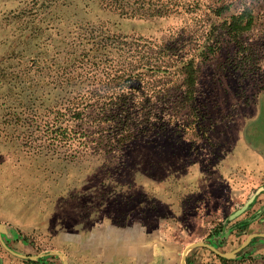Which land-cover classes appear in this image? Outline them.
I'll return each mask as SVG.
<instances>
[{
	"label": "rangeland",
	"instance_id": "374dc122",
	"mask_svg": "<svg viewBox=\"0 0 264 264\" xmlns=\"http://www.w3.org/2000/svg\"><path fill=\"white\" fill-rule=\"evenodd\" d=\"M153 2L161 9L176 3L182 10L141 19L105 10L99 0H0V223L10 227L5 242L15 252L39 257L40 264H82L72 236H58L56 226L86 224V233L103 223L139 222L157 233L173 257L158 262L180 264L192 243L215 241L222 253H232L249 235L246 223H237L259 209L262 192L257 193L264 190V0ZM225 6L229 10L215 15V8ZM244 9L254 17L241 37L251 61L240 66L236 45L223 42L216 59L201 64L193 108L173 114L165 131L157 123L147 140L110 153L94 151L92 140L85 150L51 138L59 96L44 85L58 75L67 53L63 37L73 24H104L111 33L159 42L173 33L194 34L205 42L210 27L223 28ZM49 25L58 29L47 31ZM38 62L39 75L33 69ZM29 69L38 87L10 91L15 75L24 78ZM251 200L249 211L237 214ZM257 216L253 230H264ZM187 257L195 264H264V240L225 261L204 248ZM0 258L1 264H31L1 242Z\"/></svg>",
	"mask_w": 264,
	"mask_h": 264
},
{
	"label": "trees",
	"instance_id": "16d2710c",
	"mask_svg": "<svg viewBox=\"0 0 264 264\" xmlns=\"http://www.w3.org/2000/svg\"><path fill=\"white\" fill-rule=\"evenodd\" d=\"M153 1L99 0L103 9L127 18L170 16L182 10L176 3L172 8L161 9ZM228 8H215V15L221 16ZM253 22L250 9H244L225 21L223 28L213 25L208 32L202 31L207 36L205 42L194 34L187 38L173 33L168 42H159L111 33L104 24H73L63 37L67 53L57 65L58 75L44 85L52 86L51 90L59 96L51 111L59 121L54 129H48L51 138L85 150L92 140L97 145L94 151L110 153L134 141L147 140L157 123L165 131L174 120L173 114L193 108L201 64L214 61L223 42L236 45L240 66L251 61L241 37L252 29ZM55 28L58 29L46 26L47 31ZM219 29L225 38L221 41ZM41 62L33 66L38 75ZM31 72L32 69L24 72V78L15 75L10 91L33 92L38 83L30 77ZM25 74L29 76L27 80Z\"/></svg>",
	"mask_w": 264,
	"mask_h": 264
},
{
	"label": "crops",
	"instance_id": "0c3cea01",
	"mask_svg": "<svg viewBox=\"0 0 264 264\" xmlns=\"http://www.w3.org/2000/svg\"><path fill=\"white\" fill-rule=\"evenodd\" d=\"M86 224L64 230L56 226L58 236L69 234L70 243L76 245L78 262L86 264H152L170 257L163 248V240L156 232H148L141 223H103L82 230ZM85 231V230H84ZM62 237V236H61Z\"/></svg>",
	"mask_w": 264,
	"mask_h": 264
},
{
	"label": "water",
	"instance_id": "95a60500",
	"mask_svg": "<svg viewBox=\"0 0 264 264\" xmlns=\"http://www.w3.org/2000/svg\"><path fill=\"white\" fill-rule=\"evenodd\" d=\"M263 191V189L259 190L257 194L261 193ZM253 200H251L249 203L246 204V206L241 209L237 214L240 215V213H244L247 208L249 207V205L251 204ZM12 235V231L10 229V227L7 224L4 223H0V242L2 243L3 247L12 255H14L15 257L21 258V259H25V260H32V261H38L39 257H30L18 252H15L14 250H12L5 242V238L9 239ZM255 237H264V234H252L250 235L247 240L242 244V246L240 248H238L237 250H235L232 253H222L220 252L216 247H215V241L213 242V245L205 243L203 241L201 242H196V243H192L191 245H189L186 250L183 253V257H182V264H186V256L187 254L194 249L197 248H206L209 249L211 251H213L216 255L224 258V259H234L236 257L237 252H239L240 250L246 248L248 246V244L252 241V239H254ZM54 253V255H57L59 257H64V254L61 252H52ZM2 263V259L0 258V264ZM63 264H69L68 260L65 259Z\"/></svg>",
	"mask_w": 264,
	"mask_h": 264
},
{
	"label": "flooded vegetation",
	"instance_id": "af4514ba",
	"mask_svg": "<svg viewBox=\"0 0 264 264\" xmlns=\"http://www.w3.org/2000/svg\"><path fill=\"white\" fill-rule=\"evenodd\" d=\"M262 107V106H261ZM261 113H262V108H261ZM256 131H257V129H256ZM257 132H259L260 134H262V127L261 128H259V131H257ZM261 157L264 159V155H261ZM262 184H264V180H263V182H262ZM261 196H260V201L258 202V204H260V207H259V209H256V211L254 210L253 212H252V214H246V217H245V220L244 219H241V220H244V221H238V225L239 224H242L241 222H243V223H246V224H244L243 226L245 227V229H247L248 230V233H249V235L247 236V238L250 236V235H252V234H264V230H253V223H252V218L255 216V215H258L257 217H259L255 222L256 223H258V224H260L261 226H264V190L262 191V193L260 194ZM253 204V203H252ZM255 204V203H254ZM250 207H253L252 205L250 206ZM251 209V208H250ZM259 210V211H258ZM247 211H249V209L247 210ZM246 213V212H245ZM247 218H251V219H247ZM251 220V221H250ZM252 223V224H251ZM218 226H220V223H218ZM214 230H218L217 229V227L214 229ZM147 231L148 232H150V233H152L151 231H149L148 229H147ZM214 234V233H213ZM215 235H216V232H215ZM247 238H246V240H247ZM245 240V241H246ZM261 240H264V237H255L254 239H252V241L248 244V246L246 247V248H244V249H242V250H240L239 252H237V255H239V254H242V252L245 250V249H247V248H249V247H252V246H254L258 241H261ZM244 241V242H245ZM243 242V243H244ZM242 243V244H243ZM211 245H213V242H212V244ZM242 245H240L238 248H240ZM215 247L220 251L221 250V247L220 246H218V245H216L215 244ZM237 248V249H238ZM204 249H206V248H204ZM237 249H235V250H237ZM206 250H208L209 252H211L212 254H214V255H216L213 251H211V250H209V249H206ZM253 251V250H252ZM221 252V251H220ZM234 252V251H233ZM12 255V254H11ZM220 260H224V258H222V257H220V256H218V255H216ZM183 257V256H182ZM182 257L178 260V263H179V261H180V264H182ZM40 259V258H39ZM22 260H24V261H29L31 264H33V263H38V264H40L41 262H39L40 260H38V261H32V260H25V259H22ZM225 261V260H224ZM196 262L194 261V259H192V257L191 258H189V257H187L186 256V264H195ZM152 264H162L160 261L158 262H153Z\"/></svg>",
	"mask_w": 264,
	"mask_h": 264
}]
</instances>
